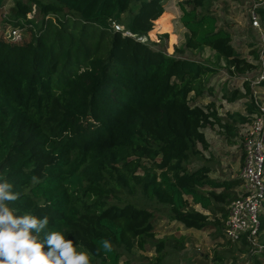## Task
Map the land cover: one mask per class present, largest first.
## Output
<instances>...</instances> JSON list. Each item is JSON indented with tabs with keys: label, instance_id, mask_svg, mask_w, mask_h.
Wrapping results in <instances>:
<instances>
[{
	"label": "trees",
	"instance_id": "obj_1",
	"mask_svg": "<svg viewBox=\"0 0 264 264\" xmlns=\"http://www.w3.org/2000/svg\"><path fill=\"white\" fill-rule=\"evenodd\" d=\"M164 2L17 0L3 19L28 35L20 43L0 38V175L20 195L10 206L48 215L49 229L80 243L90 264H119L154 240L155 216L133 202L136 195L167 208L169 221L185 229L219 235L238 197L240 181L212 179L208 166L189 171L188 164L200 155L197 146L207 150L209 127L235 140L248 124L256 113L250 85L242 83L243 93L220 88L227 104L245 100V115L227 114L223 122L212 103L198 105L214 95L216 69L182 55L208 50L236 77L253 67L208 11L212 0L181 3L182 47L174 55L156 49L149 37L165 16ZM32 7L36 20L28 17ZM255 11L264 22V6ZM239 244L252 247L245 238ZM163 249L158 240L154 264H163Z\"/></svg>",
	"mask_w": 264,
	"mask_h": 264
},
{
	"label": "rangeland",
	"instance_id": "obj_2",
	"mask_svg": "<svg viewBox=\"0 0 264 264\" xmlns=\"http://www.w3.org/2000/svg\"><path fill=\"white\" fill-rule=\"evenodd\" d=\"M16 1L4 0L3 2L0 11V38H6L11 28L3 21V15L6 17L9 15V10ZM20 1L24 3L26 0ZM185 1L187 0H165L164 9L167 15L157 21L156 29L149 37L156 44L155 48L167 55H174L175 49L182 47L184 43L185 30L178 22L180 17L178 7ZM262 6H264V0H212L208 7V11L217 17L218 26L231 33L234 49L240 52L245 60L252 65L253 69L244 76L230 75L223 63L217 64L208 50L203 54L184 50L182 55L187 59L209 62L216 69V74L212 76L210 81L214 95L212 98L200 100L198 105L205 106L212 103L218 117H221L223 122H226L227 114L245 115V100H240L235 104H227L222 100L219 90L223 85L228 88L238 87L243 93L242 83L247 82L250 85L252 95L256 96L264 105V88L257 87V83L263 74L264 22L258 15V27H254L251 20L253 14L251 11ZM28 17L34 20L39 17L35 7H32ZM24 39H28L27 34L24 35ZM251 53L257 54L258 60ZM243 130L244 127L238 128L237 138L229 140L230 138L220 128L209 127L205 131L208 148L203 150L197 146L200 155L190 160L189 171H193L197 167L208 166L211 170L210 178L237 181L242 165L240 143ZM234 192L237 196L239 195V185ZM133 202H137L140 206H144L153 212L156 219L153 231L155 238L149 241L143 251L135 250L132 253H126L119 264H154L157 257L155 244L158 240L164 242L163 264H217L214 261L216 257H222L225 260L221 264H264V230L260 231L255 245L245 249L239 243L233 244L228 241L223 235V228L221 235L214 229L200 231L185 229L178 223L169 221L167 208L156 203H148L144 199L137 198V195ZM193 208L209 216V220L213 221V216L202 211L200 207L194 206ZM219 216L217 217L219 218ZM255 261L257 262L255 263Z\"/></svg>",
	"mask_w": 264,
	"mask_h": 264
},
{
	"label": "clouds",
	"instance_id": "obj_3",
	"mask_svg": "<svg viewBox=\"0 0 264 264\" xmlns=\"http://www.w3.org/2000/svg\"><path fill=\"white\" fill-rule=\"evenodd\" d=\"M13 188L0 175V264H90V253L80 243L63 231L49 229L48 215L21 214L11 207L20 198ZM101 244L111 251L109 241Z\"/></svg>",
	"mask_w": 264,
	"mask_h": 264
},
{
	"label": "built area",
	"instance_id": "obj_4",
	"mask_svg": "<svg viewBox=\"0 0 264 264\" xmlns=\"http://www.w3.org/2000/svg\"><path fill=\"white\" fill-rule=\"evenodd\" d=\"M251 12L252 24L258 27V14L255 10ZM5 18L6 15H3ZM112 27L116 31L122 30L116 24H112ZM6 38L13 43H20L24 36L21 29L11 27ZM263 80L262 74L258 82ZM253 104L256 113L250 116L248 124L242 126V165L237 177L240 181L239 195L227 206L228 215L223 225V235L228 241L239 243L245 238L251 246L255 245L259 236L264 215V105L256 96L253 97Z\"/></svg>",
	"mask_w": 264,
	"mask_h": 264
},
{
	"label": "crops",
	"instance_id": "obj_5",
	"mask_svg": "<svg viewBox=\"0 0 264 264\" xmlns=\"http://www.w3.org/2000/svg\"><path fill=\"white\" fill-rule=\"evenodd\" d=\"M164 15H165L164 17H166L167 13L165 12V14H164ZM160 20H161V19H160ZM160 20H159V21H160ZM155 29H156V26H155Z\"/></svg>",
	"mask_w": 264,
	"mask_h": 264
}]
</instances>
